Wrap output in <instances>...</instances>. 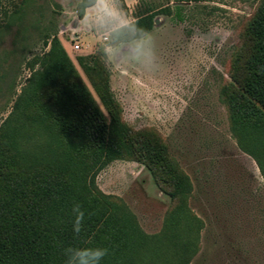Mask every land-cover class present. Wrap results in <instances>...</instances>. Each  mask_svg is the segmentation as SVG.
Instances as JSON below:
<instances>
[{
  "label": "rangeland",
  "instance_id": "1",
  "mask_svg": "<svg viewBox=\"0 0 264 264\" xmlns=\"http://www.w3.org/2000/svg\"><path fill=\"white\" fill-rule=\"evenodd\" d=\"M81 0H0V128L57 36L106 119L109 116L79 57L100 53L104 41L81 27ZM262 0H120L135 19L139 5L160 14L151 35L155 65L110 62V88L133 131L155 133L189 177L190 212L199 246L189 264H264V179L230 132L224 92L232 83L237 47ZM176 6L182 7L179 21ZM170 8V14L162 9ZM21 19H17L20 18ZM78 45L79 49H75ZM128 53L133 41L122 43ZM97 190L131 212L148 235L164 231L177 205L145 163L112 160L96 176Z\"/></svg>",
  "mask_w": 264,
  "mask_h": 264
},
{
  "label": "trees",
  "instance_id": "2",
  "mask_svg": "<svg viewBox=\"0 0 264 264\" xmlns=\"http://www.w3.org/2000/svg\"><path fill=\"white\" fill-rule=\"evenodd\" d=\"M29 1L22 0L16 15L23 16ZM84 6L81 0L79 19ZM175 8L183 21L182 7ZM159 14L141 4L134 21L151 32ZM135 39L114 37L113 43ZM104 59L101 49L78 64L109 120L55 35L0 128V264H65L68 247L107 249L101 264H189L197 253L201 223L188 208L190 179L157 134L126 125ZM232 79L223 97L230 132L264 179V0L236 49ZM127 155L145 163L177 202L159 234L142 232L131 212L97 190V174ZM75 203L85 213L79 236L73 231Z\"/></svg>",
  "mask_w": 264,
  "mask_h": 264
},
{
  "label": "clouds",
  "instance_id": "3",
  "mask_svg": "<svg viewBox=\"0 0 264 264\" xmlns=\"http://www.w3.org/2000/svg\"><path fill=\"white\" fill-rule=\"evenodd\" d=\"M81 27L95 33L104 41L102 52L106 61L115 59L121 63H135L146 69L154 67L155 51L151 33L123 11L120 0H85ZM127 35L136 39L129 52L122 57L123 45L113 43V38ZM72 213L75 217L73 231L79 236L85 213L79 203L73 205ZM64 255L65 264H101L107 255V249L68 247L64 250Z\"/></svg>",
  "mask_w": 264,
  "mask_h": 264
},
{
  "label": "crops",
  "instance_id": "4",
  "mask_svg": "<svg viewBox=\"0 0 264 264\" xmlns=\"http://www.w3.org/2000/svg\"><path fill=\"white\" fill-rule=\"evenodd\" d=\"M79 22L82 23V19L79 20ZM65 50L68 52L67 48L64 46Z\"/></svg>",
  "mask_w": 264,
  "mask_h": 264
},
{
  "label": "built area",
  "instance_id": "5",
  "mask_svg": "<svg viewBox=\"0 0 264 264\" xmlns=\"http://www.w3.org/2000/svg\"><path fill=\"white\" fill-rule=\"evenodd\" d=\"M75 49H79V46H78V45H76V46H75Z\"/></svg>",
  "mask_w": 264,
  "mask_h": 264
}]
</instances>
